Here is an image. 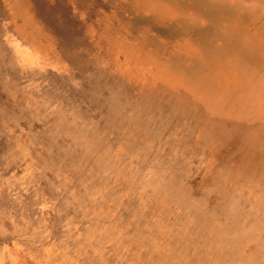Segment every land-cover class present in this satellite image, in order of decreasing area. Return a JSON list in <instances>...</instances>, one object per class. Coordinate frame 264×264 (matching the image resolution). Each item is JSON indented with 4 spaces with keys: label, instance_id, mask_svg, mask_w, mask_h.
I'll list each match as a JSON object with an SVG mask.
<instances>
[{
    "label": "rangeland",
    "instance_id": "rangeland-1",
    "mask_svg": "<svg viewBox=\"0 0 264 264\" xmlns=\"http://www.w3.org/2000/svg\"><path fill=\"white\" fill-rule=\"evenodd\" d=\"M43 4L0 0V264H264V0Z\"/></svg>",
    "mask_w": 264,
    "mask_h": 264
},
{
    "label": "bare ground",
    "instance_id": "bare-ground-1",
    "mask_svg": "<svg viewBox=\"0 0 264 264\" xmlns=\"http://www.w3.org/2000/svg\"><path fill=\"white\" fill-rule=\"evenodd\" d=\"M6 2H7V5L9 6L8 7V10L11 12V13H9L10 14V17L12 18V20H13V25H15L16 24V22L18 21V19H20V20H22V19H26L28 16H30V14H29V12L31 11L32 13L34 12V13H36V15H37V17L38 16H40V17H46L44 20H51V18H54V16H49L48 17V15H43V13H45V9H43L41 6H44V4L43 5H41V2H42V0H31V1H33V3H32V5H31V7L29 8L30 9V11L29 12H23V11H18V9L20 10V8H18L19 7V4H21V0H18L17 2V5H18V7L14 4V5H11V3H12V0L11 1H8V0H5ZM14 1V3H15V0H13ZM51 6H53V7H55L56 5H59V7H58V10L59 11H62L63 13H65L66 14V12H67V10L69 9L71 12H72V14L70 15V18L71 19H81V17H83V18H86V17H88V15L85 13V11H84V9L82 8V2H83V0H75L76 1V3H77V5L78 6H74V5H76L75 3H74V5H72L69 1H67V0H46ZM6 4V3H5ZM33 5H34V10L32 9V7H33ZM45 8V7H44ZM33 11H32V10ZM13 11V12H12ZM33 13V14H34ZM54 13V12H53ZM48 14V13H47ZM57 14V13H56ZM34 16V15H33ZM57 19V18H56ZM55 19V20H56ZM42 21V26H43V24H45L46 22L45 21ZM49 20V21H50ZM52 20H54V19H52ZM54 20V21H55ZM54 21H53V23H54ZM22 22H24V21H22ZM51 22V21H50ZM60 22V21H59ZM58 23V22H57ZM57 23H55V24H57ZM68 23V22H67ZM59 24V23H58ZM29 28H26V26L25 27H17L16 29L19 31L18 33H19V35H20V37H19V39H20V41L22 42V41H24L23 43H19V41H16V40H14V42L12 43V49H13V51H14V54H15V57L16 58H18V61L23 65V63L22 62H26V63H32L33 61H36V62H38L39 60H41V58H43V57H48L47 55V53L45 52L46 51V47H45V49H43L39 44H37V40H38V38H36V36L34 35V33L33 32H31V28H30V24L29 25H27ZM70 29V28H69ZM60 30H62L61 28H60ZM45 31V30H44ZM62 31H65V30H62ZM60 32V33H63V32ZM66 32H67V29H66ZM69 32V31H68ZM1 35V34H0ZM68 34H65V36L64 37H66ZM72 38V37H71ZM77 38V37H76ZM74 39V38H73ZM78 39V38H77ZM76 39V40H77ZM3 42V41H2ZM74 42V41H73ZM72 41H71V43H73ZM5 43V42H4ZM80 43H79V41H78V44H74V45H76V48H77V45H79ZM69 45V44H68ZM81 45V44H80ZM1 46V45H0ZM83 46V45H82ZM75 48V49H76ZM10 49V48H9ZM10 51V50H9ZM48 51V50H47ZM1 53V52H0ZM49 53V52H48ZM9 56H10V54H9ZM0 57H1V55H0ZM10 59V58H9ZM10 62V61H9ZM0 63H3V62H0ZM10 64H12V63H10ZM10 64H9V66H10ZM2 65V64H1ZM25 65V64H24ZM12 66V65H11ZM14 66V65H13ZM3 67H5L4 66V63H3ZM14 69H15V67H13ZM12 69V68H11ZM10 69V70H11ZM84 69V68H83ZM13 70V69H12ZM14 71H16V70H14ZM11 72V71H10ZM17 72V71H16ZM83 72V71H82ZM18 73V72H17ZM1 74H2V72H1ZM6 74V73H5ZM2 77H4V75L2 76ZM19 78V77H18ZM10 79H11V76H10ZM1 80V79H0ZM21 82H24V81H21ZM14 84V83H13ZM21 84V83H20ZM21 86V85H20ZM15 90V89H14ZM20 90V89H19ZM23 90V89H22ZM24 91V90H23ZM18 93V92H17ZM19 97V96H18ZM26 97V96H25ZM20 101V100H19ZM7 107V106H6ZM10 108V107H9ZM14 109V108H13ZM129 110H130V108H128ZM15 110V109H14ZM28 110V109H27ZM127 110V109H126ZM12 111V110H11ZM29 111V110H28ZM3 112V111H2ZM14 112V111H13ZM16 113V112H15ZM11 114H12V112H11ZM18 115H19V113H17ZM2 115V114H1ZM17 115V116H18ZM21 115V114H20ZM9 117H11V116H9ZM8 117V118H9ZM13 117V116H12ZM5 119H6V115H5ZM14 120V119H13ZM17 120V119H16ZM15 120V121H16ZM27 121H25V123H26ZM21 123V122H20ZM9 124H11V123H9ZM22 124V123H21ZM10 126V125H9ZM23 126H24V124H23ZM1 128V127H0ZM33 128V127H32ZM19 129V128H18ZM31 129V128H30ZM195 130V129H194ZM29 131H31V130H29ZM194 133H195V131H194ZM193 133V134H194ZM3 137V136H2ZM4 138V137H3ZM193 140V139H192ZM4 141V140H3ZM14 141V140H13ZM198 141V140H197ZM3 143V142H2ZM12 143V142H11ZM13 144V143H12ZM202 144H203V142H202ZM9 145H11V144H9ZM45 146H46V144H45ZM161 146V145H160ZM160 146H159V148H160ZM11 147H13V146H11ZM6 148H8V150H9V147H5V149ZM167 148V147H166ZM259 148V147H258ZM4 149V148H3ZM113 149V148H112ZM172 149V148H171ZM190 149V148H189ZM185 150H187V149H185ZM5 151H7V150H5ZM5 151H3V152H5ZM55 151V150H54ZM1 152V151H0ZM172 152V151H171ZM177 152H178V150H177ZM183 152V151H182ZM162 153H163V151H162ZM165 153V152H164ZM163 153V154H164ZM6 153H4V155H5ZM44 154V153H43ZM43 154H41V155H43ZM54 154H56V153H54ZM1 155V154H0ZM78 155V154H77ZM180 155V154H179ZM192 156V155H191ZM199 156V155H198ZM47 157H48V155H47ZM182 157V156H181ZM45 158V157H44ZM58 158H60L59 156H58ZM47 159V158H46ZM62 159V158H61ZM223 159V158H222ZM44 160V159H43ZM57 160V159H56ZM0 163H1V165H2V160L0 159ZM39 161H41V159L39 160ZM48 161V160H47ZM55 161V160H54ZM58 161V160H57ZM224 161H227V160H224ZM48 162H50V161H48ZM91 162H93L92 160H91ZM166 162V161H165ZM218 162V161H217ZM5 163V162H4ZM6 163H8V161H6ZM40 163V162H39ZM43 163V162H42ZM45 163V162H44ZM52 163V162H51ZM51 163H48V165L50 164L51 165ZM56 163V162H55ZM54 163V164H55ZM9 164V163H8ZM53 164V163H52ZM90 164V163H89ZM88 164V165H89ZM213 164V163H212ZM215 164V163H214ZM65 165V164H64ZM87 165V166H88ZM46 166V165H45ZM95 166V165H94ZM233 166V165H232ZM48 167V166H47ZM167 167V166H166ZM230 167V166H229ZM51 167H49V169H50ZM95 168H96V166H95ZM169 168V167H168ZM218 168V167H217ZM220 168V167H219ZM232 168V167H231ZM241 168V167H240ZM1 169V168H0ZM2 169H4V168H2ZM2 169H1V171H2ZM5 169H6V167H5ZM42 169V168H41ZM94 169V168H93ZM216 169V168H215ZM233 169V168H232ZM244 169V168H243ZM52 170V169H51ZM219 170V169H218ZM169 172V171H168ZM243 172V171H242ZM249 172V171H248ZM7 173V172H6ZM228 173V172H227ZM235 173H236V171H235ZM240 173V172H239ZM250 173V172H249ZM251 173H253V172H251ZM175 174V173H174ZM202 174V173H201ZM248 174V173H247ZM176 175V174H175ZM233 175H235V174H233ZM178 176V175H177ZM105 178V177H104ZM183 178V177H182ZM245 178V177H244ZM248 178V177H247ZM250 178V177H249ZM248 178V179H249ZM97 179V178H96ZM106 179H108V178H106ZM101 181V180H100ZM99 183V182H98ZM106 183V182H105ZM124 184V183H123ZM255 184V183H254ZM253 184V185H254ZM115 185V184H114ZM260 185V184H259ZM259 185H258V187H259ZM121 186H122V184H121ZM256 186V185H255ZM254 187V186H253ZM55 188V187H54ZM101 188V187H100ZM249 189L251 188V186L250 187H248ZM247 188V189H248ZM61 189V188H60ZM59 189V190H60ZM122 189V188H121ZM121 189H119L120 191H121ZM264 189V188H263ZM58 190V189H57ZM62 190V189H61ZM116 190V189H115ZM118 190V189H117ZM52 191V190H51ZM249 191V190H248ZM254 191V190H253ZM252 191V192H253ZM256 191V190H255ZM56 192V191H55ZM114 192V191H113ZM246 192V191H245ZM262 192V191H261ZM260 192V193H261ZM60 193V192H59ZM111 193V192H110ZM250 193H251V189H250ZM256 193V192H255ZM55 194H57L58 195V193H55ZM257 194V193H256ZM259 194V193H258ZM263 194V193H262ZM261 194V195H262ZM54 195V194H53ZM53 195H51L50 197L52 198V196ZM209 195V194H208ZM252 195H254L253 193H252ZM251 196V195H250ZM257 196V195H256ZM258 196H260V194L258 195ZM257 196V197H258ZM264 196V195H263ZM60 197V196H59ZM80 197V196H79ZM116 197V196H115ZM252 197V196H251ZM254 197V196H253ZM256 197V198H257ZM108 198H109V196H108ZM205 198V197H204ZM260 197H258V199H259ZM84 199V198H83ZM95 199H96V197H95ZM135 199H137V198H135ZM248 199V198H247ZM252 199V198H251ZM59 200V199H58ZM103 200V199H102ZM115 200V199H114ZM113 200V201H114ZM118 200V199H117ZM132 200V199H131ZM130 200V201H131ZM226 199H224V201H225ZM80 201V200H79ZM78 201V202H79ZM82 201V200H81ZM91 201V200H90ZM116 201V200H115ZM136 201V200H135ZM239 201V200H238ZM254 201V200H253ZM61 202V201H60ZM101 202V201H100ZM106 202V201H105ZM124 202H125V200H124ZM59 203V202H58ZM74 203V202H73ZM94 203H96V202H94ZM116 203V202H115ZM262 203H263V201H262ZM97 204V203H96ZM112 204V203H111ZM127 204V203H126ZM136 204V203H135ZM75 205V204H74ZM85 205V204H84ZM102 205V204H101ZM212 205V204H211ZM131 206V205H130ZM135 206V205H134ZM137 206V205H136ZM148 206V205H147ZM150 206V205H149ZM88 207V206H87ZM96 207V206H95ZM112 207V206H111ZM115 207V206H114ZM250 207V206H249ZM63 208V207H62ZM61 208V209H62ZM89 208V207H88ZM92 208V207H91ZM130 208V207H129ZM132 208V207H131ZM136 208V207H135ZM155 208V207H154ZM82 209V208H81ZM95 209V208H94ZM102 209H103V205H102ZM112 209H113V207H112ZM151 209V208H150ZM174 209V208H173ZM90 210V209H89ZM111 210V209H110ZM120 210V209H119ZM127 210V209H126ZM137 210H138V208H137ZM145 210V209H144ZM214 210V209H213ZM87 211V210H86ZM91 211V210H90ZM128 211V210H127ZM136 211V210H135ZM175 211V210H174ZM71 212V211H70ZM88 212V211H87ZM92 212V211H91ZM100 212V211H99ZM98 212V213H99ZM110 212V211H109ZM121 212V211H120ZM134 212V211H133ZM88 213H90V212H88ZM95 213V212H94ZM97 213V214H98ZM117 213V212H116ZM128 213V212H127ZM126 213V214H127ZM174 213V212H173ZM189 213H191V212H189ZM86 214V213H85ZM93 214V213H92ZM110 214V213H109ZM130 214H131V210H130ZM151 214V213H150ZM182 214V213H181ZM193 214H195V212L193 213ZM198 214V213H197ZM207 214V213H206ZM263 214V213H262ZM66 215H68V214H66ZM118 215V214H117ZM117 215H115L114 216V218H117V219H119L118 217H117ZM133 215V214H132ZM137 215V214H136ZM175 215V214H174ZM191 215V214H190ZM189 215V216H190ZM202 215V214H201ZM85 216V215H84ZM135 216V215H134ZM137 216H139V215H137ZM141 216V215H140ZM159 216V215H158ZM157 216V217H158ZM163 216H165V215H163ZM205 216V215H204ZM77 217V216H76ZM86 217V216H85ZM91 217H93V216H91ZM102 217V216H101ZM196 217V216H195ZM60 218V217H59ZM59 218H57V219H55V220H57L58 221V219ZM62 218V217H61ZM74 218V217H73ZM97 217H95V219H96ZM107 218V217H106ZM150 218V217H149ZM148 218V219H149ZM188 218V217H187ZM84 219V218H83ZM87 219V218H86ZM169 219V218H168ZM172 219H173V217H172ZM172 219H170V221L172 220ZM193 219V218H192ZM218 219V218H217ZM217 219H215L214 220V222L217 220ZM62 220V219H61ZM109 220V219H108ZM129 220V219H128ZM127 220V221H128ZM160 220V219H159ZM167 220V219H166ZM185 220H187V219H184V221ZM76 221V220H75ZM131 221V220H130ZM129 221V222H130ZM145 221V220H144ZM151 221V220H150ZM158 221V220H157ZM168 221V220H167ZM173 221V220H172ZM182 221H183V219H182ZM181 221V222H182ZM220 221V220H219ZM245 221V220H244ZM56 222V221H55ZM79 222V221H78ZM94 222V221H93ZM128 222V223H129ZM137 222V221H136ZM156 222V221H155ZM213 222V221H212ZM255 222H257V221H255ZM255 222H253L254 224H253V226H251L250 227V229H254V228H256L257 226H256V223ZM58 223H59V221H58ZM57 223V224H58ZM120 223V222H119ZM124 223V222H123ZM147 223V222H146ZM171 223V222H170ZM187 223V222H186ZM121 224V223H120ZM125 224H127L126 222H125ZM157 224V223H156ZM155 224V225H156ZM167 224V223H166ZM213 224V223H212ZM99 225V224H98ZM130 225V224H129ZM133 225V224H132ZM154 225V226H155ZM187 224H185V226H186ZM190 225V224H189ZM217 225V224H216ZM219 225V224H218ZM95 226V225H94ZM142 226V225H141ZM159 226H161V225H159ZM258 226H259V224H258ZM57 227V226H56ZM55 227V228H56ZM59 227V226H58ZM79 227H81V226H79ZM96 227V226H95ZM119 227V226H118ZM139 227V226H138ZM161 227H163V226H161ZM175 227H178V226H175ZM82 228V227H81ZM122 228H125V227H122ZM131 228H134V227H131ZM141 228V227H140ZM146 228H147V226H146ZM151 228H153L152 226H151ZM150 228V229H151ZM170 228H171V226H170ZM181 228V227H180ZM187 228V227H186ZM56 229H58V228H56ZM79 229V228H78ZM98 229V228H97ZM82 230V229H81ZM109 230V229H108ZM60 231V230H59ZM104 231H106V229L104 230ZM130 232H131V230H129ZM170 231H171V229H170ZM183 231V230H182ZM37 232V231H36ZM109 232V231H108ZM135 232V231H134ZM166 232V231H165ZM174 232V231H173ZM173 232H171V233H173ZM175 232H176V230H175ZM195 232V231H194ZM82 233V232H81ZM89 233V232H88ZM127 233V232H126ZM151 233V232H150ZM109 234V233H108ZM129 234V233H128ZM154 234V233H153ZM188 234V233H187ZM186 234V235H187ZM201 234V233H200ZM199 234V235H200ZM209 234V233H208ZM107 235V234H106ZM105 235V236H106ZM135 235V234H134ZM162 235H163V233H162ZM185 235V234H184ZM192 235V234H191ZM151 236V235H150ZM173 236V235H172ZM179 236V235H178ZM181 236V235H180ZM83 237V236H82ZM133 237V236H132ZM136 237V236H135ZM155 237V236H154ZM170 238H172L171 237V235L169 236ZM186 237V236H185ZM184 237V238H185ZM194 237V236H193ZM192 237V238H193ZM212 237V239H213V236H211ZM118 238V237H117ZM116 238V239H117ZM122 238V237H121ZM129 238H131V237H129ZM138 238V237H137ZM151 238V237H150ZM167 238V237H166ZM182 238V237H181ZM180 238V239H181ZM0 239H2V238H0ZM132 239V238H131ZM136 239V238H135ZM149 239V238H148ZM157 239V238H156ZM177 239H178V237H177ZM183 239V238H182ZM199 239V238H198ZM145 240H146V238H145ZM218 240H219V238H218ZM121 241V240H120ZM152 241V240H151ZM150 241V242H151ZM166 241V240H165ZM177 241V240H176ZM189 241V240H188ZM187 241V242H188ZM200 241H201V239H200ZM213 241V240H212ZM211 241V242H212ZM114 242H115V240H114ZM117 242V241H116ZM115 242V243H116ZM164 242V241H163ZM180 242V241H179ZM182 242V241H181ZM193 242V241H192ZM124 243V242H123ZM162 243V242H161ZM215 243V242H214ZM111 244H112V242H111ZM147 244H150V243H147ZM164 244V243H163ZM168 244V243H167ZM183 244V243H182ZM189 244H190V242H189ZM207 244V243H206ZM213 244V243H212ZM219 244V243H218ZM126 245V244H125ZM138 245V244H137ZM142 245V244H141ZM160 245V244H159ZM169 245V244H168ZM191 245V244H190ZM189 245V246H190ZM196 245V244H195ZM202 245V244H201ZM151 246V245H150ZM153 246V245H152ZM194 246V245H193ZM212 246V245H211ZM226 246H228L227 244H226ZM121 247V246H120ZM125 247V246H124ZM143 247V246H142ZM148 247V246H147ZM174 246H172V248H173ZM180 247V246H179ZM202 247H203V245H202ZM181 248H183V247H181ZM200 248V247H199ZM211 248V247H210ZM224 248V247H223ZM238 248V247H237ZM244 248V247H243ZM150 249V248H149ZM164 249H165V247H164ZM171 249V248H170ZM216 249H217V247H216ZM222 249V248H221ZM107 250V249H106ZM137 250V249H136ZM146 250V249H145ZM153 250V249H152ZM175 250V249H174ZM183 250V249H182ZM116 251V250H115ZM128 251V250H127ZM148 251V250H147ZM172 251H173V249H172ZM185 251V250H184ZM190 251V250H189ZM213 251H215V249L213 250ZM222 251V250H221ZM104 252V251H103ZM175 252H176V250H175ZM88 253V252H87ZM92 253V252H91ZM90 253V254H91ZM125 253V252H124ZM129 253V252H128ZM154 253V252H153ZM189 253V252H188ZM213 253V252H212ZM221 253V252H220ZM127 254V253H126ZM140 254V253H139ZM151 254V253H150ZM171 254V253H170ZM183 254H186V253H184L183 252ZM202 254V253H201ZM246 254V253H245ZM114 255V254H113ZM123 255V254H122ZM164 255V254H163ZM212 255V254H211ZM219 255V254H218ZM247 255V254H246ZM75 256V255H74ZM120 256V255H119ZM169 256H171V255H169ZM173 256V255H172ZM192 256H193V254H192ZM213 256V255H212ZM253 255H251V257H252ZM145 257V256H144ZM143 257V258H144ZM163 257H166V256H163ZM176 257H178V256H175V258ZM201 257V256H200ZM215 257V256H214ZM213 257V258H214ZM246 257V256H245ZM245 257H244V260H245ZM250 257V258H251ZM142 258V259H143ZM207 258V257H206ZM209 258V257H208ZM232 258V257H231ZM239 258V257H238ZM122 259H125V258H122ZM166 259H168L167 257H166ZM173 259V258H172ZM192 259H194V258H192ZM160 260H161V258H160ZM206 260V259H205ZM210 260V259H209ZM211 260H212V258H211ZM238 260V259H237ZM122 261V260H121ZM140 261V260H139ZM145 261V260H144ZM148 262H149V260H147ZM164 261V260H163ZM189 261H191L190 259H189ZM213 261V260H212ZM218 261V260H217ZM111 262V261H110ZM152 262V261H151ZM165 262V261H164ZM175 262V261H174ZM220 262H221V260H220ZM225 262V261H224ZM232 262V261H231ZM237 262V261H236ZM239 262V261H238ZM249 262V261H248ZM116 263H117V261H116ZM147 263V262H146ZM163 263V262H162ZM223 263V262H222ZM221 263V264H222ZM244 263V262H243ZM119 264V263H118ZM125 264V263H124ZM165 264V263H164ZM172 264V263H171ZM174 264V263H173ZM178 264V263H177ZM202 264H204V263H202ZM220 264V263H219ZM227 264V263H226ZM241 264V263H240ZM249 264V263H248Z\"/></svg>",
    "mask_w": 264,
    "mask_h": 264
}]
</instances>
